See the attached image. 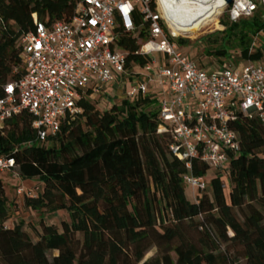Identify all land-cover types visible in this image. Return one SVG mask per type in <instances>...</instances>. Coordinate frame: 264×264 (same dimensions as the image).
Wrapping results in <instances>:
<instances>
[{
  "label": "trees",
  "instance_id": "1",
  "mask_svg": "<svg viewBox=\"0 0 264 264\" xmlns=\"http://www.w3.org/2000/svg\"><path fill=\"white\" fill-rule=\"evenodd\" d=\"M78 1L0 0V99L3 87L25 74L19 40L34 31L32 15L46 25L66 22ZM262 15L259 10L235 23L224 15L222 30L194 42L217 59L236 52L243 64L264 62ZM147 37L145 25L138 38ZM175 43L185 47L190 40ZM115 47L125 53L130 73L149 61L128 33L117 30ZM95 97L86 92L80 114L64 118L44 141L37 140L27 110L0 123V157L13 159L17 182L41 185L23 199L38 216L33 240L22 221L7 225L11 203L0 177V264H264V126L256 117L236 113L229 122L240 150L228 154L227 175L220 178L198 160L188 171L170 154V130L154 95L104 109L92 103ZM210 172L192 199L183 176ZM58 211L67 214L60 230L45 222Z\"/></svg>",
  "mask_w": 264,
  "mask_h": 264
},
{
  "label": "built area",
  "instance_id": "2",
  "mask_svg": "<svg viewBox=\"0 0 264 264\" xmlns=\"http://www.w3.org/2000/svg\"><path fill=\"white\" fill-rule=\"evenodd\" d=\"M175 2L79 0L68 21L49 25L33 14L34 31L19 40L25 74L3 87L0 123L27 110L34 117L37 140L44 141L59 131L64 118L80 114L78 101L86 92L108 98L107 90L116 88L129 100L137 94L154 95L159 119L170 130V154L188 171L193 160H198L220 178L226 177L228 154L240 150L229 122L241 113L256 117L264 126V62L207 70L186 56L175 40H191L207 24L222 30L219 20L224 15L235 23L259 10L264 13V0H231L229 4L225 0H186L191 8L204 7L194 31L175 29ZM145 25L148 37L142 40L138 34ZM117 30L136 37L141 55L149 58L140 69L127 71L125 53L115 47ZM156 55L161 56L160 62ZM2 174L20 181L12 158L0 157ZM183 183L193 199L207 186L203 177L189 173ZM24 191L21 185L16 193L23 195Z\"/></svg>",
  "mask_w": 264,
  "mask_h": 264
},
{
  "label": "rangeland",
  "instance_id": "3",
  "mask_svg": "<svg viewBox=\"0 0 264 264\" xmlns=\"http://www.w3.org/2000/svg\"><path fill=\"white\" fill-rule=\"evenodd\" d=\"M215 31H220V29L216 28V24H207L199 33V35L196 37H193L190 40V43L186 45L185 47H180V50L185 53L189 58H191L199 67H203L204 69L207 70H219L223 66H228L229 63H236L238 68H241L243 66V63L239 60L238 54L236 52L231 53L230 59H217L213 56H207L203 53L204 50V45L202 43H195L194 41L200 37L204 36L210 33H213ZM157 61H161V56L156 55L155 56ZM114 95H109L108 98L102 95H98L96 101H93L92 103L99 109H104L108 106L107 102L112 103V102H118V99L113 98ZM113 100V101H112ZM212 173L210 172L208 176L203 177L204 181L207 183L210 175ZM213 174L219 175V173L215 172ZM1 179L4 182L5 190H6V195L11 203V215L9 222L7 223L8 226H12L13 224H16L20 221L24 223L26 226L27 231L31 234V237L33 240H35V231L33 232L32 228H36L37 231H39L38 228V216L37 213L31 212L28 209H26L23 206V199L26 196V194L34 195L41 189V185L37 183L36 181H26L23 184L20 182H17L13 180L10 177V174H2ZM23 185L25 188V191L23 195H18L16 193V190L18 187ZM186 190H188V187H185ZM67 220V214L64 211H58L52 215H46L45 216V222L47 224H52L55 227H57L60 230V225L62 221ZM155 253V250H151L146 258H149L153 256ZM56 254V253H54Z\"/></svg>",
  "mask_w": 264,
  "mask_h": 264
},
{
  "label": "bare ground",
  "instance_id": "4",
  "mask_svg": "<svg viewBox=\"0 0 264 264\" xmlns=\"http://www.w3.org/2000/svg\"><path fill=\"white\" fill-rule=\"evenodd\" d=\"M176 2V23L175 29L176 30H185V31H194L196 29V20L202 15L203 8L202 6L198 7L197 9L191 8L185 5L186 0H175ZM189 22H194L188 27ZM187 26V27H185Z\"/></svg>",
  "mask_w": 264,
  "mask_h": 264
},
{
  "label": "crops",
  "instance_id": "5",
  "mask_svg": "<svg viewBox=\"0 0 264 264\" xmlns=\"http://www.w3.org/2000/svg\"><path fill=\"white\" fill-rule=\"evenodd\" d=\"M107 94H109V95H114L113 96V98L114 99H118L119 101L120 100H122V99H124V93H123V91H121V90H117L116 88H110V89H108L107 90ZM113 101V100H112ZM107 104H110L109 102H107ZM5 175H7V174H5ZM24 182H22V184H23ZM189 195H190V197L192 198V194H191V192H190V190H189ZM193 199V198H192Z\"/></svg>",
  "mask_w": 264,
  "mask_h": 264
},
{
  "label": "water",
  "instance_id": "6",
  "mask_svg": "<svg viewBox=\"0 0 264 264\" xmlns=\"http://www.w3.org/2000/svg\"><path fill=\"white\" fill-rule=\"evenodd\" d=\"M228 4L231 2V0H225Z\"/></svg>",
  "mask_w": 264,
  "mask_h": 264
}]
</instances>
